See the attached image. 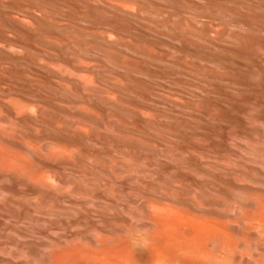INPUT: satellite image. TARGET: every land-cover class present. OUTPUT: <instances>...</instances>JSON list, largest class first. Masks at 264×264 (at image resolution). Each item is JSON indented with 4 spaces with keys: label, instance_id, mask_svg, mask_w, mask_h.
I'll list each match as a JSON object with an SVG mask.
<instances>
[{
    "label": "rangeland",
    "instance_id": "374dc122",
    "mask_svg": "<svg viewBox=\"0 0 264 264\" xmlns=\"http://www.w3.org/2000/svg\"><path fill=\"white\" fill-rule=\"evenodd\" d=\"M258 1L0 0V100L4 103L3 106L0 101V134L5 135L3 138L0 136V143L9 144L0 146L5 149L8 146L6 150L10 152L7 158V152L1 154L6 150L0 147V227L42 225L45 213L52 207H46L51 199L48 197L47 201L45 195L38 198L42 205L40 210L46 209L43 215L35 210L39 208L36 204L38 201L27 191L30 180L47 174L48 161L49 165L55 164L54 159L61 162L56 164L71 162L64 165H72L73 170L76 167L83 171L88 166L84 177L86 180L88 177L89 181L91 177L95 178L94 182L99 184L111 176L95 170L98 164L100 167L107 163V166L115 160L120 164L128 162H124V165H138V162V166L142 164L148 167L158 161L160 170L163 164L170 168L169 174L164 173L166 179L173 175L178 178L193 177L195 174L191 170L182 167L187 162L181 163L185 161L184 155L189 162H195L197 157L196 163H204L205 155L212 156L209 157L211 163L223 160L220 165L226 170L221 174L225 177L235 174L239 178H245V175L264 177V0ZM130 127L139 129H132V132ZM109 128L114 132L121 130L122 134L112 133ZM128 131L131 136L126 134ZM70 142L73 149L69 147ZM66 146L70 148L68 153L71 157L64 162V159H58L53 154L58 153V149L67 152ZM80 147L87 149L82 151ZM132 147L136 151L139 148L140 152L144 151L135 153ZM156 147L160 150L159 155L162 149L165 151V147H171L166 151L172 150L176 154L175 163V154L167 155L168 158L162 152L166 159L161 155L157 159ZM54 149L56 152L51 154L50 151ZM76 149L85 153L82 155L86 157L84 161L82 156L74 153ZM131 149L134 151L132 158ZM173 149H176L175 152ZM232 149L236 150L235 153ZM13 151V157L16 153L19 156L22 153V156L12 157L11 160ZM146 152L157 161L151 156H144ZM237 152L241 153L240 156ZM195 153L204 157L203 162L199 161L202 156L200 158ZM74 154L77 156L74 157ZM235 156L243 158L244 162H238L241 160L237 157L238 164H232L237 159ZM78 157L81 158V167L77 164L80 161ZM22 158L28 160L21 164ZM129 158L136 163L130 162ZM170 158L172 161L168 162ZM86 159L88 163L97 161V167L95 164H85ZM146 161H152V164ZM10 163L14 165L12 168H9ZM16 163L21 165L20 169L19 166L17 168L19 173L15 169ZM249 163H252L251 166H247ZM254 164L259 166L255 168ZM38 166L47 171L40 174L38 169L42 168L37 169ZM181 167L184 170L177 171ZM152 168L156 170L155 173L159 170ZM63 171L64 174L59 172L61 176L67 179L69 175L68 180H75L76 176L71 177L69 171ZM184 171H188L185 176ZM76 172H73L76 173L74 175L78 174L81 178L79 176L75 181L85 183L83 175L78 170ZM155 173L151 175L154 179L163 171ZM98 174H101V180H105L101 182ZM102 174L107 176L103 178ZM17 179H20L19 182ZM8 186H12V189ZM23 186L28 190L25 191ZM117 186H113L114 191L122 188L118 186L117 189ZM126 187L128 191L131 190L130 186ZM132 190L135 194L139 193ZM43 198L48 202L43 203L45 206L41 204L42 201L46 202ZM44 225L42 227H46Z\"/></svg>",
    "mask_w": 264,
    "mask_h": 264
},
{
    "label": "bare ground",
    "instance_id": "6f19581e",
    "mask_svg": "<svg viewBox=\"0 0 264 264\" xmlns=\"http://www.w3.org/2000/svg\"><path fill=\"white\" fill-rule=\"evenodd\" d=\"M140 1L141 0H139V2ZM145 4H147V1ZM230 4H234V3H230ZM11 91L9 93H11ZM19 100L20 99H18V101ZM1 102L3 105L4 104L3 101ZM17 107L20 108L21 106L20 107L17 106ZM3 109L4 108H2V110ZM21 109H19V111H21ZM10 111H13V110H10ZM7 118H10V117H7ZM1 120H4V119H1ZM0 123H2V121H0ZM16 126L18 127V125ZM122 126H125V125H121L120 127ZM127 127L129 126L127 125ZM111 129L109 128L108 130L110 131ZM130 129L132 130L135 128L130 127ZM69 131L70 129L66 133H68ZM129 131L126 134L131 136L133 134L132 133L133 130L132 132L130 131L132 134H129ZM116 132L117 134L118 133L122 134L120 133L122 132L121 130L120 131L115 130L114 132V129H112V133L116 134ZM111 135H108V136L111 137ZM112 136H114V134ZM133 136L135 135L133 134ZM1 137L3 138L5 137V135H2ZM2 142L4 141L2 140ZM10 142H11V139H10ZM13 142L17 143L16 141H13ZM4 143L3 144L0 143V144L4 145ZM6 145H9V144H6ZM70 145H71V142L69 144V147ZM22 147L23 146H21V149H23ZM69 147L65 149L67 150V152L58 149L60 150V153L58 150H57L58 153H55L56 152L55 151L56 148H55L54 150L50 151V153L53 154V151H55L54 152L55 154L53 155L54 156L56 155L55 157H58V159H62V160L64 159V162H65L66 160H68V157L69 158L71 157L70 156L71 154L68 153L70 152V150L68 151ZM135 147L134 148L132 147V148L135 149ZM80 148H82V151L84 149H87L86 147L85 148L80 147ZM156 148L158 151L157 152L155 150V152H157L156 158L158 156L160 157V155L162 157L163 156L162 152L165 153L166 157H168L167 155L173 156L175 154L171 152L172 150L166 151L168 149H172L171 147L170 148L167 147V149H165L166 148L165 147L164 148L165 151H163L162 149L161 154L159 155L160 150L158 147ZM6 149L4 148V150ZM10 149L12 148L10 147ZM14 149H15V146H14ZM137 150L139 151L140 148ZM175 150L173 149L174 152ZM212 150L213 149H211V151ZM228 150L231 151L229 148ZM14 151L13 153H11L12 155L10 159L13 157ZM46 151H47V148H46ZM132 151L133 150L131 149V152ZM138 151H136L135 149V153ZM143 151L141 150V152L140 151L139 152L143 153ZM148 151L149 149H147V152ZM211 151L210 153H212ZM235 151H233L232 149V152L235 153ZM61 152L64 155L61 154ZM64 152L69 154V156H67V154H65ZM133 152L131 153V155L133 154ZM147 152L144 154V156L148 154ZM177 152H181V151H177ZM201 152L203 155V151H200V153ZM3 153H5L6 154L5 156L9 158L8 155L10 154V152L8 153V151L6 150L2 152L1 154L4 155ZM74 153L79 154L80 157L82 155L83 156L85 155V153L83 152L82 153L77 152V149ZM127 153H129V151ZM153 153H154V150H153ZM215 153L217 154V152ZM76 154H74V157L77 156ZM137 154L136 156L139 155ZM186 154H188V152ZM197 154L195 153L196 156H199V157L202 156L200 154L198 155ZM240 154L241 153H239L238 155L240 156ZM35 155L34 157L37 156ZM93 155H96V154H92V156ZM129 155L130 154H128V156ZM153 155L155 156V153ZM183 155L181 157H183ZM5 156H3V158H6ZM16 156L20 157L22 156V153L20 156L17 155L16 153L15 157ZM83 156L81 158H83ZM144 156H141V157H144ZM150 156L147 155V157H150ZM175 156L176 154L173 156V162H174ZM203 156L202 158L200 157L202 160L199 159V161L203 162V158L206 156L205 160L207 161V158H208L209 162L208 161L206 162L204 160L205 161L204 163H196L197 157H195V160H194L195 162H189L190 161L189 158L188 157L185 158V155H184L185 161L184 160L182 161L181 158H180L181 160L179 159V161L180 162L182 161L181 163L183 164L186 161L189 162V163L186 162V164L182 165V167H185V170L187 169L191 170L193 174H195L193 177L191 176H187L183 178L179 177L181 179H179L176 174H175L176 176L173 175L169 177V179L168 178L166 179L164 176L166 174H169L168 172H170V168L168 166H165L164 164H163L164 166L161 165L162 160H163L162 159L160 163L161 165L160 167L161 170H160L159 165L157 164L158 162L157 159L159 157L156 159V158H152L151 156L150 158L155 159L157 161L154 163L157 164L158 167L155 164L154 165L159 169L158 170L159 173L160 171H163V174L166 173L164 175L162 173L159 174L160 176L162 175L165 179H162L163 177L160 178V176L158 178L157 176H155L156 179L152 178L153 176L151 175L155 173L154 171H156V170L153 171L152 166L155 169H157L154 165L150 166L152 168L150 169V167H148L147 165L142 166L141 164L140 166H138L139 165L138 162H137L138 165L136 164L131 165V163L130 165H124V162L125 164L128 162L123 161V163L120 164L118 162L116 163V160H115L112 163L109 162L110 164L108 163L107 166H106L107 163H105L104 164L105 166L99 167L100 163L98 164L97 161L93 160L94 161L93 162L91 160L93 163L92 164L91 162L88 163L89 158L86 159L87 163H85L86 162L85 161L84 162L85 164H89V166H92L96 162L98 164V167L96 164H95L96 166L95 165L94 166L97 167L98 169L94 168L95 170H98V171L100 170L101 173L103 172L111 176L112 179L109 178V180H107L108 177H106V180L103 179L105 180V182H103L102 184L94 182L95 178H92V177H91V180L93 181L91 180L89 181L88 177L86 180V177H84L85 175L84 171H86L87 173L88 169L86 170V168L88 166L85 169L82 167L84 169V170L82 169L83 171H80L79 169H75L76 167L74 168V170L76 171L78 170V173H81L82 175L84 174L83 177L85 178V180L84 179L83 180L85 181V183H81L82 181L81 179H80L81 181L76 182L77 181L76 178L79 177L80 175L78 174H77L78 176L74 175L77 172L73 170L72 165H64L65 163L69 164L71 162L68 163V161H66L64 164L63 163L56 164L58 160L56 161L54 157L53 158L54 160L53 159L52 160L55 161L56 163L55 164L50 163L51 165H49V162H50L48 161L49 159L46 160V162L48 161V164H47L48 166L46 168L48 169V171L45 169L47 171V174L46 173L43 174L45 171V170L43 171L45 165L44 167L38 166L37 169L42 168V170L38 169V171L39 172L41 171L40 174L42 173L43 175H41V177L32 178V181L30 180L31 184L28 187L29 191H27L28 189L24 188V186H23V189H25V191L27 192H30V195H32V197L36 201H38V203H36V201L34 200V202L39 205L38 206L39 208L36 207L37 209H35L37 210V212L40 211L43 213V211L46 210L44 208H42L44 209L43 211L40 210V207H42V205L40 206V201L38 198L44 197L42 195L47 196V198L45 197L47 201L49 197L51 199L50 204L52 203L53 205L52 204L50 205L43 198V200H45L46 202L42 201L41 204L48 203L46 204V207L47 205H49L48 207L50 206L52 207H50L51 209L47 207L48 211L46 213L44 212L45 215L43 213L44 222H42L41 219H37V221L40 220V222H42V225L38 223L40 227H0V264H264V179H262L264 177L254 178V177H246L245 175V178H239L237 176L235 177L236 174L234 176H231V175L227 176V174H224L227 176L225 177L222 174H223V171H225L226 169L222 167V165H220L222 164L221 162L223 160L219 162L218 155H216L218 161L213 160L216 163L210 162L209 157L212 158L211 155L208 157L207 155H205L204 157ZM246 156L244 155L245 158H247ZM0 157L2 156L0 155ZM61 157H64V158H61ZM130 157L132 158L134 157V155ZM163 157L166 159L165 156ZM221 157L224 159L223 155ZM81 158H80V161L77 162V164L80 165L79 167H81V164H82V163L80 164ZM84 158L82 159L83 161H84ZM236 158H234V160ZM238 158L242 162L238 161ZM238 158L235 160L236 162L234 161V163L232 162V164H235V163L238 164V162L240 163L244 162L243 158H240V157ZM25 159L28 160V158H25ZM120 159L122 158H119V160ZM129 159H127V161H129ZM144 159L142 158L141 160H144ZM213 159H215V157ZM252 159H254V157ZM24 160L21 161V164L24 162ZM33 160L31 162H33ZM73 160H76V159L74 158ZM145 160H150V159L146 158ZM37 161H39V159H37ZM170 161H172L171 158L169 159L168 162ZM250 161L251 160H249L248 162ZM255 161L257 162V160ZM130 162L136 163V161H131V159H130ZM150 162H147V163L151 165L152 161ZM39 163H41V161H39ZM58 163H61L60 160ZM73 163H76V161L75 162L73 161ZM181 163H179L178 165L180 166ZM13 164H11V167L9 166L8 167L12 168ZM17 164L18 163H16L15 165L16 171L19 170L21 166L20 164L18 165ZM77 164L75 165L73 164V166H77ZM245 164H246V161H245ZM249 164L250 165H247V166H251L252 163H249ZM37 165L38 164H35V166ZM240 165L242 166L243 164H240ZM18 166H19V169H17ZM28 166H29V163H28ZM32 166L34 167L33 163H32ZM85 166L86 165H84V167ZM253 166H255L256 168L259 165L257 166L254 164ZM182 167H181V170H177V171L182 172L184 170V169L182 170ZM28 168L29 167H27V169ZM176 168H173V170H175ZM255 168L254 170L256 171ZM233 169L234 171H236L235 167ZM63 170L69 171L71 177L72 175L74 178L76 176L75 178L76 181L73 180V178L72 180H68L70 178L68 177L69 175L67 176V179L61 176L60 175L61 173L59 174V172L60 171L62 172ZM173 170H171V172ZM258 170H260V168ZM30 172H31V169H30ZM63 172L67 173L65 171ZM63 172L62 174H64ZM73 172H76V173H73ZM89 172H91V170H89ZM92 173L95 174L94 172ZM186 173L188 174V171L184 173V176ZM262 173H264V170ZM106 174L105 175L102 174L103 175L102 177L105 178V176H107ZM220 174L223 177H221ZM230 174H233V173H230ZM88 175L92 176L89 173ZM99 175L101 174H98L97 176ZM99 178H100L99 180H101L100 176ZM19 180L20 179H17L18 182ZM103 180H101V182ZM10 184H12V182ZM115 185L122 187V188H119L117 186V189L119 188L120 191L113 190V188L115 189V187H113ZM12 186H8V187H11L12 189ZM126 186H130L131 190L130 188H128L130 190L128 191ZM124 187L126 188L125 190H124ZM13 188L15 189V187ZM19 189L20 188H18V190ZM132 189H134L135 192L137 191L139 193L135 194L134 192H131L133 191ZM128 192L132 193V195H130V193ZM17 194H18V191H17ZM30 195H27V196L30 197ZM35 203L33 204L37 206ZM6 204H9V203H6ZM34 208L32 207V209ZM34 212L36 213V211ZM39 214H38V218H39ZM41 215L42 214H40V216ZM36 218H34V220ZM44 223L46 227H42Z\"/></svg>",
    "mask_w": 264,
    "mask_h": 264
}]
</instances>
